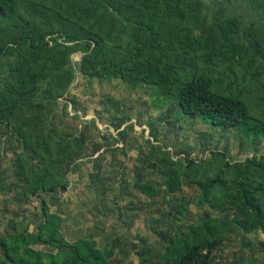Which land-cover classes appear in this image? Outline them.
Here are the masks:
<instances>
[{
  "label": "rangeland",
  "instance_id": "rangeland-1",
  "mask_svg": "<svg viewBox=\"0 0 264 264\" xmlns=\"http://www.w3.org/2000/svg\"><path fill=\"white\" fill-rule=\"evenodd\" d=\"M13 1L17 12L0 17V111L9 120H0V238L39 234L46 210L67 244L85 242L77 264H264V231H243L236 203L201 201L199 186L224 162L264 154V136L181 116L172 92L176 80L208 76L262 114L264 4L161 0L145 5L150 28L141 29L110 23L99 0ZM102 26L109 51L80 49ZM67 32L77 40L65 41ZM212 218L227 225L207 246L204 228L188 226ZM181 233L198 249L178 260L170 245ZM27 247L57 251L42 239Z\"/></svg>",
  "mask_w": 264,
  "mask_h": 264
},
{
  "label": "trees",
  "instance_id": "trees-1",
  "mask_svg": "<svg viewBox=\"0 0 264 264\" xmlns=\"http://www.w3.org/2000/svg\"><path fill=\"white\" fill-rule=\"evenodd\" d=\"M125 2L122 6V2ZM156 3L161 0H99V4L103 5L102 14H107L110 23L115 24L119 19L121 23H132L136 28L149 29L150 24H144L142 19L143 8L147 9V4L153 8ZM259 6L264 4L263 0L259 2ZM17 12V5L13 0H0V17H8L9 14ZM130 13V15H129ZM75 14V12H74ZM86 13H84L85 15ZM155 18L154 9L147 16V20ZM150 20V22L152 21ZM114 20V22H113ZM109 24V22H108ZM251 25H253L251 23ZM105 30L102 26L98 31H91L92 38H81L78 42L80 49L83 51L90 50L94 42L101 44L109 51V27L104 34L107 36L102 43L101 35ZM53 39V38H52ZM65 41H76L75 35L64 33ZM118 41V39H116ZM120 42V41H118ZM118 47L111 50V53L117 52ZM254 60V59H253ZM186 76L183 80H176V85L172 88L174 98L177 100V113L181 116H187L189 119H203L209 124L222 128H235L244 134L264 136V111L261 114L257 104H250L241 93L228 95L219 90L210 87V79L206 76ZM209 81V82H208ZM4 103L0 104V109H3ZM259 113V114H258ZM0 120L9 123L8 115L4 114V110L0 111ZM189 164H194L193 161H188ZM203 183L199 184L201 188L200 200L209 201L212 206L221 204H235L239 208L243 219H234L235 223L243 231L253 229H261L264 231V154L253 155L244 161L224 162L218 169L214 179L206 176L203 178ZM204 182H208L204 184ZM205 185V186H204ZM54 185L41 187V191H52ZM240 200V201H238ZM44 224L40 227V232L37 235L29 233L9 234L7 239L0 238V248L3 253H0V264H57L58 259H66L70 264H77L79 260V250L85 244L82 240H76L72 243H66L57 233H55L49 223V218L52 217L46 210L43 211ZM214 221L216 227L210 229L205 224ZM16 225V223H15ZM226 221L224 219H207L198 226L190 225V230L196 229L200 233V229L204 228L205 234L199 241H204L207 246H210L216 236L220 238L225 233ZM48 230V231H47ZM47 233L45 234V232ZM183 234V233H181ZM44 240L48 244L56 248V253L46 255L39 251L31 250L28 246L31 242ZM195 239L188 242L186 236H182L181 245H170L171 255L178 260H182V256L191 258L197 252V244ZM68 245L67 250H62V245ZM264 246V242L261 243ZM89 254H93L88 250Z\"/></svg>",
  "mask_w": 264,
  "mask_h": 264
}]
</instances>
